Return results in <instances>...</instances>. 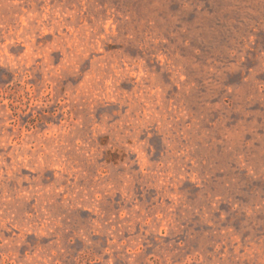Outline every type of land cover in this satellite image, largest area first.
Wrapping results in <instances>:
<instances>
[{
	"label": "rangeland",
	"instance_id": "rangeland-1",
	"mask_svg": "<svg viewBox=\"0 0 264 264\" xmlns=\"http://www.w3.org/2000/svg\"><path fill=\"white\" fill-rule=\"evenodd\" d=\"M0 264H264V0H0Z\"/></svg>",
	"mask_w": 264,
	"mask_h": 264
}]
</instances>
